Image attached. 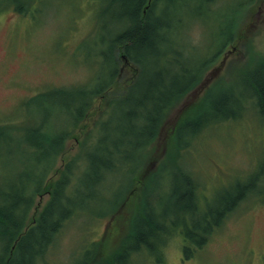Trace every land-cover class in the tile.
<instances>
[{
  "label": "rangeland",
  "instance_id": "374dc122",
  "mask_svg": "<svg viewBox=\"0 0 264 264\" xmlns=\"http://www.w3.org/2000/svg\"><path fill=\"white\" fill-rule=\"evenodd\" d=\"M16 1L0 0V197L7 192L18 197L24 187L26 194L32 195L29 178L33 177L32 184L41 192L32 195L27 214L31 218L35 209H41L49 200L52 183L64 174L68 187L77 181L80 184L74 205L80 206L81 215L64 225L42 260L71 264L89 243L101 245L100 258L101 252L109 255L132 225H139L151 212L156 222L168 229L155 236L157 242L165 240L159 261L141 249L128 264H264V117L252 99L245 107L242 100L249 96L248 80L238 79L248 70L264 68V61H260L264 59V0H218L213 5L218 19L204 12L199 21L187 23L190 44L198 49L187 56L193 66L212 57L224 34L220 30H227L232 21L236 46L232 49L228 45L225 52L212 58L214 62L201 75V85L180 98L161 120L151 142L135 154L133 147L142 139L129 134L130 125L122 114L126 103L117 102V98L137 72L134 74L133 65L120 60L117 49L111 55L113 62L109 59L113 50L107 43L116 27L111 24L110 12L107 16L101 12L108 0H20L26 7L22 13L14 7ZM105 21L107 27L100 29V22ZM180 39L185 42L186 36ZM116 66V78L105 92L89 95L88 109L61 137L56 155H52L48 143L40 145L49 153L43 158L42 152L27 141L28 130L43 122L53 127L55 122L56 130L63 131L78 104L71 99L79 97L65 91L97 89L109 82ZM161 66L168 69L166 63ZM174 71L180 74L177 65ZM149 77L146 68L140 79L144 83ZM209 91L211 100L234 97L238 103L232 108L240 117L205 125L191 137L184 129L177 141L172 139L180 121L206 118L205 104L199 100ZM196 102L194 111L183 114ZM50 132L47 130L45 136ZM123 134L126 142L132 139L130 135L137 139L131 147ZM97 139H103L98 147ZM115 145L123 147V156L129 151L131 158L121 157L114 162L109 159L105 150ZM88 155L102 167L115 166L113 172L104 173L106 178L98 191L95 185L89 186V170L86 176L82 173ZM68 164L69 171L64 172ZM132 169L133 175L140 177L134 179ZM180 171L195 185L199 211L192 221L216 209L218 200L227 192L231 194L235 185L247 183L251 188L247 198L223 218L188 259L183 258L182 251V216L174 215L177 209L169 194ZM256 177L259 184L253 186Z\"/></svg>",
  "mask_w": 264,
  "mask_h": 264
},
{
  "label": "trees",
  "instance_id": "16d2710c",
  "mask_svg": "<svg viewBox=\"0 0 264 264\" xmlns=\"http://www.w3.org/2000/svg\"><path fill=\"white\" fill-rule=\"evenodd\" d=\"M217 1L108 0L104 10L101 11L104 16L110 12L111 24L116 27L115 35L113 34L107 43L110 50H113L110 51V61L113 62L111 55L117 49L121 53L122 59L120 60L125 61L130 66L133 65L134 74L137 72L123 95L117 98V102L126 103L122 109V114L124 120L130 125L129 134L139 140L142 139L141 143L133 147L134 154L140 152L151 142L161 120L180 98L201 85L202 80H204V77L201 79V75L214 62L212 58L215 55H220L228 45L232 49L236 46L234 38L237 37H234L232 30L235 21H232L227 30H220L224 34L215 45L211 58L202 59L200 64L195 66L187 61L189 53L198 52L196 46L191 45L188 39L187 23L197 20L204 12H208L218 19L217 7L213 6ZM13 5L20 13L25 11L26 7L20 0H17ZM243 5L244 3L240 4L239 7L242 8ZM107 25L108 21L100 22V29L106 28ZM181 35L186 36L185 42L180 39ZM260 61H264V59ZM163 63H166L168 69L161 66ZM175 65L179 67L180 74L174 71ZM146 68L150 70V77L146 79L147 82L143 83L144 80L140 77ZM244 73L245 75L238 76V79L248 80L246 88L249 91V96L242 101L247 108V103L252 99L258 113L264 117V68L262 70H248ZM116 76L117 66L111 73L109 82L97 89L65 91L69 95L77 94L79 96L75 100L71 99L72 101L77 100L78 104L75 102L77 105H75V112H73L69 125L63 131H58L55 122L53 127L51 124L43 125V122L28 130L30 137L27 138V141L42 152L43 158L49 153H46L47 149H43L40 145L44 142L48 143L52 155L55 156L58 151L57 147L62 140L61 137L74 127L75 120L81 118L88 109L86 103L90 99L88 98L89 95H99L105 92ZM210 94V91L207 92L205 97L199 100L200 103L205 104L203 111L208 114L206 118L197 117L193 121H189L190 119L184 122L180 121L174 129L175 131L172 132V139L177 141L178 133L184 129L190 133L191 137L200 133L205 125H217L229 119L236 120L240 117L232 108L233 104L238 103L234 97H215L211 100ZM197 107V102L193 103L185 108L183 114L189 115ZM262 121L264 124V120ZM46 126L48 131L51 130L48 136H45ZM132 136L130 135L132 139L126 142V135L123 134L125 143L130 147L133 144L132 141L137 140ZM102 141L103 139H97L95 146H100ZM116 145L106 148L105 152L109 159L114 162V160H120L121 157L131 158L129 151L126 152V156H123L125 152L122 151L123 147ZM94 159L92 155H88L86 167L82 173L86 176L87 170H89V186L91 188L95 185V191H98L103 187L106 178L104 173L112 169L115 170V166L102 164V167ZM69 165L65 166L64 172L69 171ZM133 169L131 176L134 172ZM66 174L52 183L49 200L41 209L36 208L31 218H28L27 214L32 205V195L41 192L38 186L32 184L33 177L29 178L32 195H27L26 187H24L18 197L11 192L0 197V264H48L42 259L56 242L64 225L74 217L81 215L77 208L80 206L74 205V196L78 194L77 190L80 184L77 181L74 186L68 187L69 182ZM178 174L180 175L175 177L169 194L170 197L174 198V208L177 209L174 215L180 214L182 216L184 226L182 251L183 258L188 259L195 249L200 248L205 243L207 236L221 224L223 218L240 201L247 198L251 188L247 183L235 185L231 194L228 195L227 192L218 200L216 209H209L206 215L197 221H192V216L199 211L195 205V185L191 178L181 175V171ZM136 175L140 177L135 173L134 179H136ZM258 177L254 178L253 186L258 183ZM253 190H256V187L252 188ZM44 192L47 193V191ZM2 203H5V206ZM186 215L188 219H185ZM140 222L139 225H132L130 232L120 240L118 247L109 255L100 251L102 256L100 258L98 253L101 245L89 243L88 246L82 247L80 255L75 257L71 264H128L130 257L140 252L141 249L159 261L161 244L165 240L157 242L155 236L158 231L167 233L168 229H164L163 225L158 224L151 212H148ZM129 241L133 243V246H130Z\"/></svg>",
  "mask_w": 264,
  "mask_h": 264
}]
</instances>
